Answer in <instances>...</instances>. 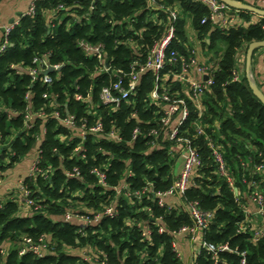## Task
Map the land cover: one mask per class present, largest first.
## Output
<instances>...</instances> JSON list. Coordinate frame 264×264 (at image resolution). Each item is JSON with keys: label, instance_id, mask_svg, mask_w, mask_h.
I'll use <instances>...</instances> for the list:
<instances>
[{"label": "trees", "instance_id": "16d2710c", "mask_svg": "<svg viewBox=\"0 0 264 264\" xmlns=\"http://www.w3.org/2000/svg\"><path fill=\"white\" fill-rule=\"evenodd\" d=\"M152 1L154 7L150 0H37L34 14L22 15L12 30L9 47L0 53V178L35 150L41 172L25 179L38 208L12 194L0 203V264H92L87 256L109 264H183L174 242L183 227L194 225L188 207L192 201L214 212L203 238L231 248L219 254L217 263L203 251L197 256L199 264H241V252L246 264H264V237L254 235L262 219L254 215L241 231L246 210L252 208L246 183L254 176L264 189V172L253 174L254 165L264 162V105L239 62L251 42L264 40V16L251 22L253 14L241 12L249 24L223 30L210 21L202 23L210 11L196 0ZM157 4L182 12L172 48L183 56L194 55L186 27L190 19L216 67L214 84L202 99L206 134L196 132L200 111L187 86L170 84L171 93L179 92L191 111L179 137L193 142L202 165L186 194L176 197L175 204L166 198L163 206L157 193L177 180L184 145L170 140L171 130L156 112L159 105L151 103L155 75L143 74L137 94L120 108L101 98L102 89L112 88L121 77L127 84L138 68L132 63L145 62L166 35L171 19ZM81 40L102 44L103 59L86 54ZM36 58L60 66L49 73L50 83L43 79L46 66ZM239 66L241 79L232 81ZM33 68L38 70L35 79ZM71 116L76 127L101 122L105 133L116 131L121 139L92 133L83 139L77 129L62 123ZM136 129L141 133L134 139ZM207 136L222 153L238 195L220 173ZM250 158L252 163L247 162ZM95 169L103 173V181ZM146 187L150 190L141 199L134 196ZM109 208L114 215L106 214ZM67 213L75 217L67 221ZM26 237H43L49 249L42 257L20 254Z\"/></svg>", "mask_w": 264, "mask_h": 264}, {"label": "built area", "instance_id": "2783aa9c", "mask_svg": "<svg viewBox=\"0 0 264 264\" xmlns=\"http://www.w3.org/2000/svg\"><path fill=\"white\" fill-rule=\"evenodd\" d=\"M1 1V0H0ZM36 1L33 0L26 11L25 14L33 15L36 9ZM201 4L208 7L210 13L208 17H205L202 20V23H206L210 21L212 25L222 28L223 30L230 29L229 25L232 20L231 11L235 10L225 3L220 2L219 0H196ZM258 8L264 10V0H255ZM150 7H154V3L150 0ZM158 7L165 12V14L169 15L171 19V24L168 28L166 35L160 40L157 41L154 46L151 48L150 52L147 55V59L145 62L138 64L137 62L132 63V66H138L131 75L129 76V80L127 84L124 83V78H120L113 86L104 87L101 91V98L103 102L107 105H114L115 108H120L122 103H130L132 98L137 94L139 84L142 78V75L147 72H153L155 75V87L151 92L150 99L151 103L156 102L159 105V109L156 112L161 114V124L169 127L171 130L169 133V138L172 141L180 142L184 145L182 151V168L178 173L177 180L172 185V187L164 193H157V196L160 199V204L163 206L165 204V199L167 197H173L181 199L188 190L193 174L195 170L202 165V159L200 153L194 146L193 142L186 138H180L179 133L182 126L189 120L191 116V111L187 100L177 92L176 94H172L170 90V84L172 82L181 83L187 86V90L189 92V97L193 100V102L198 106L200 114L198 119L195 122V129L198 135L206 134L204 127L202 126V117L204 115V107L202 104V99L204 94L213 86L214 77L213 73L216 70L214 62L209 59L205 61L199 60L195 52L193 51V56L187 57L180 54L177 49L172 48V43L175 39L176 33V23L181 17L182 12L179 9H175L172 7H168L162 4H157ZM24 14V15H25ZM260 16V15H259ZM261 17V16H260ZM156 20V17H154ZM157 21H160L158 19ZM19 23V20L14 21V23L3 24L0 22V30L3 31V40L0 45V53L5 52L10 45L9 37L14 29L15 25ZM79 47L88 55H92L97 57L99 60L103 59L104 56V46L102 44H94L86 40H81L79 42ZM245 54V53H244ZM246 57V54H245ZM243 58V61H245ZM35 62L38 64H42L46 66V68H42L45 71L44 74V82L50 83L51 77L48 73V70L51 67L55 69H59V65H51L47 60H41L40 58H36ZM245 68V65H244ZM106 71H109V66H107ZM120 75H122V71H118ZM30 75H32L33 79H35L38 75V70L33 68L30 70ZM242 69L239 66L233 72L232 81L238 82L241 79ZM205 76H208V79H205ZM165 103L166 106L162 107L160 104ZM41 115V114H40ZM43 115V114H42ZM41 115V116H42ZM59 117V114H56ZM135 116V115H134ZM32 121V116H29V121ZM62 123L67 127L72 129H77L79 136L85 139L88 134H106L109 139L112 140H120L121 137L118 132L111 131L105 133L103 124L98 122L91 127L82 125L81 127L75 126L74 117L71 116L66 119H61ZM140 131L136 129L133 133V138L136 139L140 135ZM153 134H157L156 132H152ZM211 148L213 150V155L215 156L217 162L219 163L220 173L224 176H227V179L230 185L233 187V190L236 194V188H239L235 185V181L232 176L227 175L225 161L222 153L218 149V147L213 143L210 139ZM262 155V154H261ZM38 158V157H37ZM32 163L29 175H32L36 172H41L38 168V160ZM249 163L253 162V159H249L247 161ZM245 164V163H244ZM254 175H261L264 172V162L256 163L254 165ZM96 175H98L101 180H104L103 173L95 169L93 171ZM3 179L0 178V187L3 184ZM247 184V196L249 201L254 204L255 210H246V222L241 226V231H246L248 224L253 222V216L258 215L262 219L261 225H259L255 231L254 235L257 239L264 237V189L262 186V180H257L254 176L252 179L246 183ZM149 188L146 187L142 190H139L134 193V196L138 199H141L147 192H149ZM131 194V193H129ZM239 194V192H238ZM236 194V195H238ZM12 197L18 199L20 203L28 206H37L34 199L30 197V191L26 186L24 180H20L18 184V193L12 194ZM3 198V197H2ZM4 200L0 198V203ZM189 213L193 219L194 225L191 227H183L177 235L179 237L188 235H196L198 233H202L205 229H207L214 217L213 211H206L200 207L198 202L192 201L188 202ZM38 208V206H37ZM107 215H114L115 211L113 208H109L106 212ZM75 216L72 213H67L65 219L71 220ZM82 220H86V218H82ZM98 220V217H96ZM162 230V229H161ZM148 234L146 230L144 235ZM179 241V240H178ZM178 241L174 242L175 249L177 254L181 260H183V254L179 249ZM49 249V245L45 241L43 237H41L38 241L33 240L30 237H26L23 241V246L21 247L20 254H26L28 252H32L38 257H42L45 252ZM203 251H206L211 255L212 259L217 263L219 261V254L224 251H231V248L228 244L223 245H214L212 243H208L204 238L198 245V253L197 256L200 255ZM238 252L237 249H235ZM5 253V251H3ZM239 253V252H238ZM241 264H246V253L241 252ZM87 260L91 261L92 264H109L106 260L98 259L93 256H87ZM191 264H199L197 257L195 256L192 260Z\"/></svg>", "mask_w": 264, "mask_h": 264}, {"label": "crops", "instance_id": "0c3cea01", "mask_svg": "<svg viewBox=\"0 0 264 264\" xmlns=\"http://www.w3.org/2000/svg\"><path fill=\"white\" fill-rule=\"evenodd\" d=\"M33 0H1L0 1V22L3 24H10L12 20L17 21L24 15L28 10L31 2ZM244 3L257 6L255 0H240ZM241 12L247 11H239L233 10L230 13L232 14V20L229 28L237 27L241 24H249L245 18L241 15ZM249 13V12H248ZM251 13V12H250ZM251 22L257 21L260 17L258 14L252 13ZM250 22V23H251ZM187 33L189 36V45L193 47V51L195 52L196 57L205 61L212 56V53H209L204 49L202 41L198 38L197 32L191 22L190 19L187 20ZM3 40V31L0 30V44ZM209 42V40H207ZM247 51V48L243 50L239 56V62H243L245 65L244 71L246 72V59L243 61L244 53ZM246 58V57H245ZM247 74V73H246ZM251 75L253 81L257 84V86L264 91V48H257L252 55V63H251ZM37 158L36 150L29 154L22 162L14 165L10 170L5 173L3 181L8 185L9 194H17L18 193V184L20 180H24L29 176L30 169L32 163ZM182 155L177 165V174L180 172L182 168ZM3 186V185H2ZM1 186V187H2ZM8 196V195H5ZM4 198V197H3ZM169 203L175 204L176 200L173 197H167ZM251 210H255V206L251 203ZM190 236V237H189ZM189 236H181L178 241V246L180 251L183 254V264H191L194 257H197L198 253V245L203 239L202 233H198L196 235Z\"/></svg>", "mask_w": 264, "mask_h": 264}, {"label": "water", "instance_id": "95a60500", "mask_svg": "<svg viewBox=\"0 0 264 264\" xmlns=\"http://www.w3.org/2000/svg\"><path fill=\"white\" fill-rule=\"evenodd\" d=\"M222 3H225L229 7L239 10V11H247L251 13L258 14L260 16H264V10L260 9L256 6L244 3L240 0H219ZM22 16V15H21ZM14 23V20L11 21V24ZM257 48H264V40L261 41H253L247 46V51H246V73L247 77L250 81L252 90L254 95L259 99V101L264 105V91L261 90L257 84L253 81L252 75H251V63H252V55L253 52ZM60 69V68H59ZM55 69L54 67H51L48 70V73L59 70ZM205 79H208V76H205ZM236 194H238L239 190L236 188Z\"/></svg>", "mask_w": 264, "mask_h": 264}, {"label": "rangeland", "instance_id": "374dc122", "mask_svg": "<svg viewBox=\"0 0 264 264\" xmlns=\"http://www.w3.org/2000/svg\"><path fill=\"white\" fill-rule=\"evenodd\" d=\"M246 54V53H245ZM245 54H243L244 55V57H245ZM245 60V59H244ZM3 186L2 187H0V198L1 199H3L2 197H5V195H8L9 193H7L8 192V189H9V187H8V185L7 184H5V182L3 181V184H2Z\"/></svg>", "mask_w": 264, "mask_h": 264}]
</instances>
